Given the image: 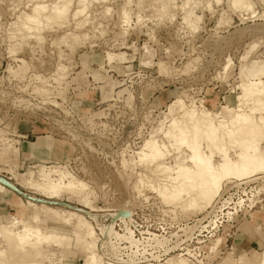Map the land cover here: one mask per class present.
I'll list each match as a JSON object with an SVG mask.
<instances>
[{
    "label": "rangeland",
    "instance_id": "374dc122",
    "mask_svg": "<svg viewBox=\"0 0 264 264\" xmlns=\"http://www.w3.org/2000/svg\"><path fill=\"white\" fill-rule=\"evenodd\" d=\"M32 5L31 0H0V175L30 195L53 200L26 184L30 177L42 180L41 165L62 167L88 185L93 203L87 207L82 202L85 192L55 200L91 213L127 210L132 217L126 222L133 220L135 209L144 223L158 222L165 214L191 221L214 209L218 202L212 208L183 210L163 203L147 188L139 194L133 187L140 174L154 182L157 178L151 168L125 169L122 163L138 159L135 153L151 137L167 143L160 131H167L173 117L169 107L177 99L189 108L211 112L226 104L239 107L240 72L264 66V0H106L93 3L80 17L87 20L82 29L69 17L44 24L40 38L35 33L22 38L13 32L20 16L32 13ZM192 9L199 20L194 17L189 26L184 19ZM250 107L245 106L247 112ZM169 150L170 165L188 153L185 147L180 152ZM230 153L234 156L235 150ZM244 183H253L252 205L260 204L238 220L233 250L223 248L222 237L205 245L213 251L207 257L209 264L213 260L224 264L229 256L234 264H259L258 256L264 252V175L234 181L224 190L234 191ZM6 190L0 189L2 221L26 219L35 212L24 208L27 200ZM37 223L49 231L63 230L44 212ZM128 232L134 238L133 230ZM65 234L71 238L68 249L50 248L58 255L55 260L84 264L87 253L82 245L69 230ZM98 239L100 250L99 232ZM133 244L140 249L138 241ZM9 248L0 242V249ZM179 256L185 258L167 259Z\"/></svg>",
    "mask_w": 264,
    "mask_h": 264
},
{
    "label": "bare ground",
    "instance_id": "6f19581e",
    "mask_svg": "<svg viewBox=\"0 0 264 264\" xmlns=\"http://www.w3.org/2000/svg\"><path fill=\"white\" fill-rule=\"evenodd\" d=\"M31 1L33 3L32 13H23L20 16V22L16 24L18 26L17 30L15 29L16 31L13 32L15 34L18 32L20 34L18 35L22 38L31 37V33H35V36L37 34L39 36L37 38H40L39 34L44 24L63 19L67 21L69 17L78 20L76 21V27L82 29L87 24L85 22L87 20L82 21L80 17L86 13L93 3L105 2L106 0H53L49 5H46L45 0ZM185 6L186 3L183 6L184 9ZM109 11L110 9H107L106 14ZM126 17L128 18L127 15ZM194 17H197L194 9L188 10L184 20L191 26ZM66 23L63 24L66 25ZM13 37L15 38L14 34ZM109 58L110 63H112L114 58L112 56ZM229 67L230 61L226 69L228 70ZM242 70L240 72L242 74V84L236 87L237 90H240L237 99L242 101L241 104L239 103V107L232 109L226 104L221 107L220 111L211 112L202 108V110H198L197 106L189 108L184 105L181 99H177L170 105L169 111L172 113V120L169 123L170 125L167 126V131H160L163 132V138L168 145L166 142L157 139V136H154L145 142L138 153H135L138 159H123L122 166L125 169L130 166H144L151 168L152 175L157 178V181L154 182L149 176L140 174L138 184H134L133 189L138 190L140 194L141 189L147 188L157 193L163 203L178 205V207L180 205L183 210L196 207L212 208L223 196L226 190H224V187L227 184L264 175V66L252 67L248 69V73H245L246 68ZM245 106H251L248 112ZM177 107L179 112L182 113H180L182 116L179 118ZM171 147L176 152H180L182 147H185L186 152H188L187 156L180 155L177 157L175 165L167 163ZM230 147L235 150L234 156L230 153L232 150ZM35 148H39L38 143ZM217 156L220 158L219 161H216ZM39 167L41 168L40 177H42V180L39 182L33 181L30 177L32 181L29 179L26 186L53 200L42 197L37 198L54 203H66L70 207L53 206L27 200V202H23L25 204L24 208L27 211L33 209L35 212L29 213L26 219L14 217L12 221H2L4 215H0V242L10 245V250L0 249V264H45L46 261L50 264H63V260H55L58 255L53 253L50 248L57 247L60 250L69 248L68 242L71 238L65 234L67 230L77 238V242L82 245L87 253L84 264H193L188 259L180 258V256L167 259L164 263L159 260L161 255H156L146 261L134 260L132 255L134 254V248H137V246L133 244L135 239L128 232L132 229L130 223L133 220L126 222L132 217L131 212L120 210L117 212L110 211L109 213H91L73 204L57 201L54 198L63 199L66 194L68 197H72L85 192L82 195L84 198L81 196V199H84L82 202L85 206L90 207L93 203L90 198L92 192L87 193L88 185L79 181L62 167L48 168L45 165ZM244 184L251 186L253 183ZM0 185V189L7 192L6 187L1 183ZM32 202L64 208L72 210V212L65 213L66 211H60L58 208L47 209L43 207L40 209ZM212 209L207 212L208 215L212 212ZM73 211L85 215L97 226V229L87 218ZM42 212L45 213L46 217H50L60 224L63 230L56 232L42 229L40 224L37 223ZM110 218L112 221L108 225L107 220ZM120 220L124 221L122 223L126 226L125 233H120L114 229L116 223ZM194 230L195 226L189 227L188 232L184 234L191 235ZM97 231L102 239L100 250ZM125 242L130 243L132 247L127 260L122 257L120 251V249L126 248L122 246ZM253 256H256L255 252H253ZM156 259L159 261H156ZM258 261L259 264H264V252L259 254ZM226 262L224 264H234L230 260V256Z\"/></svg>",
    "mask_w": 264,
    "mask_h": 264
},
{
    "label": "built area",
    "instance_id": "2783aa9c",
    "mask_svg": "<svg viewBox=\"0 0 264 264\" xmlns=\"http://www.w3.org/2000/svg\"><path fill=\"white\" fill-rule=\"evenodd\" d=\"M234 189V191L223 194L209 215L206 213L191 221L173 220L169 215L163 214L164 219L158 222L146 221L144 223L139 218L138 210L135 209L130 228L133 230L134 239L140 243V249L134 248L132 258L137 261H146L156 255H161L160 260L165 261L169 256L181 255L193 264H201L200 262L209 264L207 257L212 256L213 251L212 249L206 250L205 245H209L219 237L224 238L223 248L233 250L236 231H238L236 230L238 220L248 217L250 212L260 204L252 205L256 201H253L254 196L249 191L250 185L241 184L240 187ZM243 190H246L251 198H248V194H244ZM111 221V218L107 220L108 225ZM194 226L195 230L191 235L184 234L185 229ZM114 229L125 233L126 226L120 220ZM103 237L105 238L104 234ZM122 246L126 247L120 249L122 257L127 260L129 252L132 251L131 244L125 242Z\"/></svg>",
    "mask_w": 264,
    "mask_h": 264
},
{
    "label": "water",
    "instance_id": "95a60500",
    "mask_svg": "<svg viewBox=\"0 0 264 264\" xmlns=\"http://www.w3.org/2000/svg\"><path fill=\"white\" fill-rule=\"evenodd\" d=\"M0 183L3 184L6 188H8L9 190H11L12 192L18 194L19 196H21L22 198L26 199V200H31L37 203H42V204H48V205H58V206H62V207H70L69 205H67L66 203H54V202H49L46 201L45 199L42 198H37V197H33L29 194H27L26 192H24L21 188H19L17 185H15L12 181L8 180L6 177H3L0 175ZM124 214H128L126 212H122Z\"/></svg>",
    "mask_w": 264,
    "mask_h": 264
},
{
    "label": "crops",
    "instance_id": "0c3cea01",
    "mask_svg": "<svg viewBox=\"0 0 264 264\" xmlns=\"http://www.w3.org/2000/svg\"><path fill=\"white\" fill-rule=\"evenodd\" d=\"M246 242H247V241H246ZM246 242H245V243H246Z\"/></svg>",
    "mask_w": 264,
    "mask_h": 264
}]
</instances>
